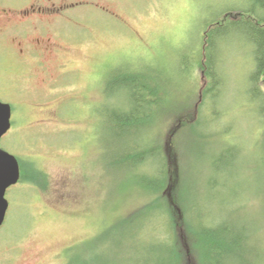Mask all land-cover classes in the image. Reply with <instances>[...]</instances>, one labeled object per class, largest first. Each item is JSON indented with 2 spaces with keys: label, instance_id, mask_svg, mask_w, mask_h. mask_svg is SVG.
Segmentation results:
<instances>
[{
  "label": "rangeland",
  "instance_id": "374dc122",
  "mask_svg": "<svg viewBox=\"0 0 264 264\" xmlns=\"http://www.w3.org/2000/svg\"><path fill=\"white\" fill-rule=\"evenodd\" d=\"M33 1L46 2L5 0L13 6ZM87 1L106 11L91 3L67 9L72 14L83 10L77 22L65 23L71 39L56 37L61 48L44 53L41 63L30 60L11 74L4 68L9 51L0 45V99L12 106V126L0 146L24 164V179L6 194L9 208L0 228V264H65L74 254L93 257L97 249L106 253V264H142L165 246L167 218L156 217V223L147 219L154 194L140 187L137 175L112 161L115 146L101 112L105 106L120 108L128 98L126 91L115 93L107 83L118 69L145 71L151 87L162 94L157 114L152 107L155 117L145 138L152 131L158 154L165 147L178 152L179 175L191 194V214L200 217L197 204L203 195L215 213L204 217L207 223L216 224L227 213L231 222L238 221L232 216L244 219L245 225L253 226L252 251L259 250V264H264V115L251 93L253 47L244 33L230 30L234 21L253 20L244 13L251 0ZM217 19L211 33L228 27L229 34L213 41L220 79L206 97L203 91L210 79L203 72L205 33ZM3 20L0 17V31ZM34 36L32 31L24 43L29 45ZM0 40L13 43L11 38ZM184 56L187 72L179 65ZM65 69L74 74L59 82L72 87L63 92L71 94L69 98L46 97L49 77ZM182 113H187L184 121ZM198 125L213 134L208 140L214 146L195 139L192 131ZM171 128L175 133L166 137ZM225 149L234 159L216 168L218 154ZM163 163L152 168L148 162L137 172L164 176ZM220 205L225 214L217 213ZM132 213L129 228L117 226ZM144 220L152 236L140 239L132 232Z\"/></svg>",
  "mask_w": 264,
  "mask_h": 264
},
{
  "label": "trees",
  "instance_id": "16d2710c",
  "mask_svg": "<svg viewBox=\"0 0 264 264\" xmlns=\"http://www.w3.org/2000/svg\"><path fill=\"white\" fill-rule=\"evenodd\" d=\"M244 13L249 14L257 25L254 24L253 20L234 21L232 23L235 24L230 26V30L244 33L247 42L253 47L256 65L251 74V93L257 102H261L258 106V112L262 117V114L264 115V92L261 83L264 82V0H251L250 5L244 9ZM223 14L227 15L224 12ZM219 20L212 21L210 29L205 33L207 53H205L203 72L210 79V84L203 91V95L206 97L210 95L211 86L214 83H219L220 79L216 67L218 56L214 59L218 48H216L213 41H222L229 34L228 27L219 28L217 33H211L210 30L215 29L211 28L212 24L219 23ZM226 20L227 18H222L223 22ZM187 61V56H184L180 61L179 65L184 66L181 71L187 72L189 68ZM181 73L184 74V72ZM107 83L112 90H115V93L116 90L126 91L128 97L125 104L121 105L120 108L112 107L108 110L105 106L101 112L105 117V123L107 121L108 133L112 138V144L115 146V150L112 152V161L114 165L125 167V170L130 174L137 175L135 181L141 183L140 187L149 188L154 194L155 202L150 204L151 211L148 213L149 216L147 215V219L151 218L150 223H156L154 220L156 217L167 218V233L169 235L165 238V246H159V253L149 257L148 260H144L142 264H259V250L256 248L252 251L250 245L253 238V226L249 224L248 227L244 224L245 220L238 216H232L238 221L231 222L230 213H227L226 217L219 218L216 224L207 223L204 217L215 215V213L207 207L209 204L205 203L206 199L203 195H201L197 204L200 217L193 216L190 212L191 194L188 189L183 187V178L178 171V152L165 147V149L163 148L164 151L158 154L154 152L155 139L151 136L152 131L149 132V137L145 138V129L146 127L149 128L155 117L152 107L154 106L157 114L164 101L162 94L158 93L156 88L151 87L150 76L145 71L138 73L118 69L110 74ZM179 115H182L180 120L184 121L182 118L186 117L187 113ZM194 119L191 123L195 122ZM177 124L173 125L172 128ZM171 129L167 132L166 137L175 133V129ZM210 133L206 128L199 125L192 131V135L195 136L196 140L197 138H204L205 145L214 146L208 140L213 135H210ZM222 147V145H219L218 149L220 150ZM163 154L165 164L163 163ZM218 155L216 168L220 162L231 163V158L234 159L231 150L225 149L220 151ZM148 162L151 163L152 168H155L157 163H163V167L165 166L164 176L153 174L154 177L150 178L144 174H138L137 169L139 166ZM20 167L21 182L24 179L23 162H20ZM202 202L204 203L202 204ZM225 205L229 204H223V206ZM224 209L222 207L217 213L225 214L226 210ZM133 217L134 213L128 215V217L126 216L118 222L117 226L122 227V225H125L126 228H129ZM137 223H139L138 228H136L138 230L143 223H145V226L141 230L132 233H137L140 239L150 238L152 235L148 234V222L144 220ZM89 256L88 254H74L67 258L65 264H106L104 259L106 253L102 254L100 249L95 250L93 257Z\"/></svg>",
  "mask_w": 264,
  "mask_h": 264
},
{
  "label": "flooded vegetation",
  "instance_id": "af4514ba",
  "mask_svg": "<svg viewBox=\"0 0 264 264\" xmlns=\"http://www.w3.org/2000/svg\"><path fill=\"white\" fill-rule=\"evenodd\" d=\"M4 1V2H3ZM0 2V17L4 19L2 21V29L0 31V39L11 38L15 47H19L17 51L13 48V45H6L0 42V45L4 46L7 53L9 62L5 63L4 68L11 74L15 67H20L22 64L35 60L41 63V57L44 53H49L59 43L54 39L57 37L69 38V34L65 31V23L77 22L78 14L68 13L66 10L69 8H75L80 4H90V1H78L68 2L66 0H60L55 2L53 0H45L41 3L38 1L30 2L27 4L8 5L5 0ZM98 8L106 11V7L99 3H91ZM76 10V9H75ZM48 19H54L48 21ZM34 31L36 36L32 39L29 45L24 43V38L30 35ZM71 39V38H69ZM4 41V40H0ZM59 48L60 45H59ZM3 50V47H2ZM3 52H0V55ZM1 62V60H0ZM74 75L71 70L65 69L57 76H51L48 80V86L46 87V97L53 96L55 98L68 99L71 94H64L72 87L67 85H60V81ZM64 92V93H63Z\"/></svg>",
  "mask_w": 264,
  "mask_h": 264
},
{
  "label": "water",
  "instance_id": "95a60500",
  "mask_svg": "<svg viewBox=\"0 0 264 264\" xmlns=\"http://www.w3.org/2000/svg\"><path fill=\"white\" fill-rule=\"evenodd\" d=\"M12 106L0 100V140L12 126ZM21 176L18 158L0 146V227L3 225L9 201L6 193L9 187L16 184Z\"/></svg>",
  "mask_w": 264,
  "mask_h": 264
}]
</instances>
